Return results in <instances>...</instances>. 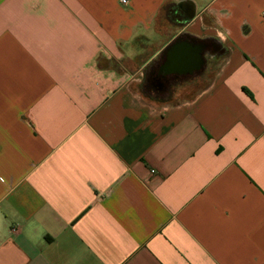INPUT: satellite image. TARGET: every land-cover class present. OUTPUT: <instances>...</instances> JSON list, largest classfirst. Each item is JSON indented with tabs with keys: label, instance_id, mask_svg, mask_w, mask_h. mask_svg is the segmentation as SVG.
<instances>
[{
	"label": "crops",
	"instance_id": "obj_1",
	"mask_svg": "<svg viewBox=\"0 0 264 264\" xmlns=\"http://www.w3.org/2000/svg\"><path fill=\"white\" fill-rule=\"evenodd\" d=\"M0 264H264V0H0Z\"/></svg>",
	"mask_w": 264,
	"mask_h": 264
},
{
	"label": "flooded vegetation",
	"instance_id": "obj_2",
	"mask_svg": "<svg viewBox=\"0 0 264 264\" xmlns=\"http://www.w3.org/2000/svg\"><path fill=\"white\" fill-rule=\"evenodd\" d=\"M193 42L194 43H191L189 45H191V47H194V48L200 47L202 49V55L205 52L213 53L214 45L211 41H197V42L193 41ZM185 44L186 42H184L183 40L177 41L176 43L170 46L169 51L172 52L175 50V48L187 46ZM203 60H204L203 61L204 64L202 65L203 67H201L202 70L208 63V61L205 58ZM160 79L161 81H163V85L161 88L157 85L155 77H153V78H148L146 84L143 87V91L150 95H152V93H155L156 95H159L162 97L172 96L174 94L173 84L175 83L176 79L174 80L173 77H169V76H161Z\"/></svg>",
	"mask_w": 264,
	"mask_h": 264
},
{
	"label": "rangeland",
	"instance_id": "obj_3",
	"mask_svg": "<svg viewBox=\"0 0 264 264\" xmlns=\"http://www.w3.org/2000/svg\"><path fill=\"white\" fill-rule=\"evenodd\" d=\"M220 64H221V62L217 61V62L214 63V67L212 65L210 66V69L207 71V74L201 79V81L203 82L202 85L188 83V84H185L183 86L185 89L183 88L181 90L174 91V96L173 97L176 98L175 102L178 103L180 101L186 100V99L191 98L194 95H196V93L199 92L197 87H204L210 81H212V79L214 78L215 73L218 70ZM192 87L195 88L194 91H192V89H191Z\"/></svg>",
	"mask_w": 264,
	"mask_h": 264
},
{
	"label": "water",
	"instance_id": "obj_4",
	"mask_svg": "<svg viewBox=\"0 0 264 264\" xmlns=\"http://www.w3.org/2000/svg\"><path fill=\"white\" fill-rule=\"evenodd\" d=\"M172 52L175 54L177 53V56H179L175 61L180 68L185 67L187 65L188 61L191 60V58L189 59V57H192V63H195V66L197 67H199V65L202 63L200 56L202 49L200 47H196L194 49L180 47L175 48V50Z\"/></svg>",
	"mask_w": 264,
	"mask_h": 264
},
{
	"label": "built area",
	"instance_id": "obj_5",
	"mask_svg": "<svg viewBox=\"0 0 264 264\" xmlns=\"http://www.w3.org/2000/svg\"><path fill=\"white\" fill-rule=\"evenodd\" d=\"M128 0H122V4H127Z\"/></svg>",
	"mask_w": 264,
	"mask_h": 264
}]
</instances>
